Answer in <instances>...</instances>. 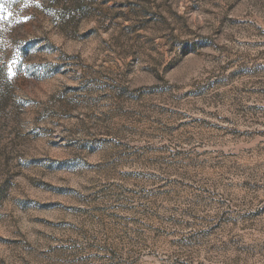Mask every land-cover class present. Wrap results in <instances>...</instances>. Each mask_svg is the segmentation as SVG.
Masks as SVG:
<instances>
[{
  "label": "rangeland",
  "instance_id": "obj_1",
  "mask_svg": "<svg viewBox=\"0 0 264 264\" xmlns=\"http://www.w3.org/2000/svg\"><path fill=\"white\" fill-rule=\"evenodd\" d=\"M0 264H264V0H0Z\"/></svg>",
  "mask_w": 264,
  "mask_h": 264
},
{
  "label": "snow or ice",
  "instance_id": "obj_2",
  "mask_svg": "<svg viewBox=\"0 0 264 264\" xmlns=\"http://www.w3.org/2000/svg\"><path fill=\"white\" fill-rule=\"evenodd\" d=\"M9 71H11V69H9Z\"/></svg>",
  "mask_w": 264,
  "mask_h": 264
}]
</instances>
